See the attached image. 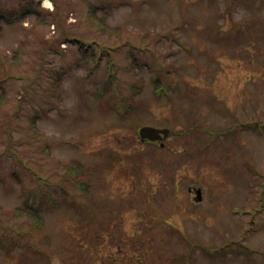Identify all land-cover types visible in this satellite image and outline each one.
<instances>
[{"label":"rangeland","instance_id":"rangeland-1","mask_svg":"<svg viewBox=\"0 0 264 264\" xmlns=\"http://www.w3.org/2000/svg\"><path fill=\"white\" fill-rule=\"evenodd\" d=\"M36 2L0 20V264H264V0Z\"/></svg>","mask_w":264,"mask_h":264},{"label":"trees","instance_id":"trees-1","mask_svg":"<svg viewBox=\"0 0 264 264\" xmlns=\"http://www.w3.org/2000/svg\"><path fill=\"white\" fill-rule=\"evenodd\" d=\"M39 2H36V0H27L24 4L21 5L20 8H18L17 10H13L12 14L9 15L7 14L4 10H0V20H4L6 22H13L15 20L18 19H23L25 17H27L30 14H36L39 18H42V11L40 9H38L36 7V4H38ZM90 8L92 10V12H95L96 9H98V7L95 4L89 3ZM95 14V13H93ZM100 21L105 24L104 19L100 18ZM74 41L77 43H79V47L82 53V57L83 59H89L92 56L96 55V51H95V47L94 44L92 42H85V41H81L80 39H74ZM109 59L107 60V65L109 67L110 73L108 78L105 81V84L103 86H101L99 88V90L96 93V96L101 99L102 97H104L105 95H107L108 93H110L113 88H114V84H115V80L117 79V71L121 68V66L119 64H116L113 61V57L111 54V51L107 52ZM104 54L100 53L99 55V60H101L103 58ZM133 67H136L137 65H139V62H133L131 63ZM127 69H130L127 67ZM57 77L54 80L53 83V87L55 89H57L60 84L61 81L63 80V76H64V71H58L56 72ZM156 83L157 85H159V80L156 78ZM33 122V127L34 129L37 131V126H36V117H34V119L32 120ZM248 128H252L251 123H246ZM258 123L255 124V128H257ZM174 131V130H173ZM71 170H74L76 173L81 171L83 173L87 172V165L85 162L82 161H78L75 160L73 161V163L70 165ZM79 187L83 190L84 194L86 195H90L91 194V189H90V183L88 181H80ZM16 212L19 214H28L33 221H35L38 224H42L44 221V218L41 214V210L39 206H36L33 204V202H29V200L27 199L25 204H23V206H19L16 207Z\"/></svg>","mask_w":264,"mask_h":264},{"label":"water","instance_id":"water-1","mask_svg":"<svg viewBox=\"0 0 264 264\" xmlns=\"http://www.w3.org/2000/svg\"><path fill=\"white\" fill-rule=\"evenodd\" d=\"M171 129L169 127L166 128H160L150 125H145L140 128V135L142 140H165L168 135L170 134ZM198 199H202L203 192L202 189H198Z\"/></svg>","mask_w":264,"mask_h":264},{"label":"bare ground","instance_id":"bare-ground-1","mask_svg":"<svg viewBox=\"0 0 264 264\" xmlns=\"http://www.w3.org/2000/svg\"><path fill=\"white\" fill-rule=\"evenodd\" d=\"M45 2L47 3V5H51L52 4L51 0H45Z\"/></svg>","mask_w":264,"mask_h":264},{"label":"flooded vegetation","instance_id":"flooded-vegetation-1","mask_svg":"<svg viewBox=\"0 0 264 264\" xmlns=\"http://www.w3.org/2000/svg\"><path fill=\"white\" fill-rule=\"evenodd\" d=\"M156 142H159V141H156ZM191 190H192V188H191ZM191 190H190V191H191Z\"/></svg>","mask_w":264,"mask_h":264}]
</instances>
